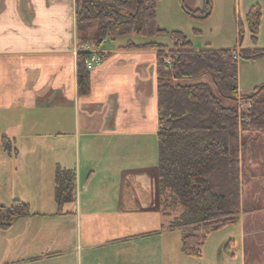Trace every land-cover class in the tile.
Wrapping results in <instances>:
<instances>
[{
	"label": "crops",
	"instance_id": "1",
	"mask_svg": "<svg viewBox=\"0 0 264 264\" xmlns=\"http://www.w3.org/2000/svg\"><path fill=\"white\" fill-rule=\"evenodd\" d=\"M237 3L244 41L233 50H264L261 30L254 43L246 29L254 6L264 21V0ZM130 43L149 44L105 39L98 46L100 64L90 72L89 93L80 95L75 0H0V138L9 142L7 150L0 144V191L34 214L15 219L21 225L12 244L17 263L54 264L68 253L57 223L78 227L87 248L124 243L145 258L151 247L164 251L173 230L182 240L180 229L165 231L160 204L158 49ZM254 139L243 138L247 151ZM65 170L75 173V193L59 209L56 173ZM258 221L241 215L238 231L226 233L225 243H232L206 264H264L260 233L246 227ZM99 222L111 233L96 240Z\"/></svg>",
	"mask_w": 264,
	"mask_h": 264
},
{
	"label": "trees",
	"instance_id": "2",
	"mask_svg": "<svg viewBox=\"0 0 264 264\" xmlns=\"http://www.w3.org/2000/svg\"><path fill=\"white\" fill-rule=\"evenodd\" d=\"M158 0H75L78 94L90 91L88 56L84 45L99 46L105 39L138 36L155 37L165 33L158 28ZM189 17L205 20L209 3L192 10L180 0ZM256 21L250 27L252 40L259 29L260 10L250 15ZM174 47L149 43L128 47L158 49L157 140L160 204L165 215L172 216L168 229H181L182 252L193 258L202 254V246L211 233L238 223L241 212V155L245 136H264V84L248 95H240L238 59L264 58V50L195 49L179 31L171 32ZM242 40V38H240ZM168 51L171 62H165ZM210 76L214 87L201 79ZM249 105L242 109L239 101ZM255 139L253 140V142ZM251 142V143H253ZM0 144L7 150L5 136ZM251 148V145H250ZM75 173L57 171L55 197L59 209L74 199ZM34 215L24 202L13 200L0 205V229L7 230L15 219ZM232 243L229 240L225 247Z\"/></svg>",
	"mask_w": 264,
	"mask_h": 264
},
{
	"label": "rangeland",
	"instance_id": "3",
	"mask_svg": "<svg viewBox=\"0 0 264 264\" xmlns=\"http://www.w3.org/2000/svg\"><path fill=\"white\" fill-rule=\"evenodd\" d=\"M186 6L189 9H204L206 3H209L210 16L205 20L196 21L189 17L185 12L180 0H158L156 4V16L158 28L165 30V33L155 37L123 36L108 38L109 41H121L135 43H157L166 47H174L176 43L171 32H182L192 43L193 48L201 49L211 47L213 49H233L244 41L243 28L239 24L238 3L237 0H186ZM247 32L253 35L250 27L256 21L255 14L247 16ZM260 36L257 39L260 44H264V21L261 24L259 20ZM258 35V34H257ZM242 38V40L240 39ZM252 40V39H251ZM248 38V42H249ZM253 41V40H252ZM257 43V41H253ZM252 42V43H253ZM243 45V44H242ZM214 87L211 77L205 76L201 79ZM264 84V58L257 60L238 59V85L244 93H250L253 87ZM251 136H245L250 138ZM253 142V141H251ZM250 144V141H248ZM245 144V148H246ZM240 182H241V212L240 216L260 217V222H251L250 225L260 234L259 254L264 253V136L258 135L255 141L251 143V148L245 149L241 156L240 163ZM13 197L9 192L0 191V205L9 207L12 204ZM173 220L172 216L164 217V227L167 231L168 224ZM15 222V220H14ZM12 223L7 230L0 229V264H19L15 261L13 253L16 251L13 244V236L21 228L20 224ZM237 224V223H236ZM236 224L224 227L214 233L205 241L202 246V254L199 258H193L182 252L181 232L173 230L167 233L165 237V249L155 247L148 250V256L145 258V252L140 248L122 243L113 245L105 243L98 248H87L83 244L85 238L81 237L80 230L74 224L59 225L57 229L62 228L64 233L63 249L68 253L64 254L54 264H206L217 254V250L226 244L229 236L226 233L238 231ZM108 223L99 222L94 224V237L101 240L108 236L111 231L107 227ZM55 230V231H56ZM171 230V229H169ZM181 230V229H180ZM171 232V231H169ZM169 234V235H168ZM237 234V233H236ZM82 239V240H81ZM17 252V251H16ZM165 258V261L161 259ZM145 258V259H144ZM146 260V261H144ZM149 260V261H148ZM143 262V263H142ZM27 264V263H21Z\"/></svg>",
	"mask_w": 264,
	"mask_h": 264
},
{
	"label": "built area",
	"instance_id": "4",
	"mask_svg": "<svg viewBox=\"0 0 264 264\" xmlns=\"http://www.w3.org/2000/svg\"><path fill=\"white\" fill-rule=\"evenodd\" d=\"M102 44V43H101ZM84 50L87 51L88 56L85 60L86 69L91 72L96 69V67L100 64V55L98 52V46L86 44L84 45ZM166 58L165 62L169 64L171 62V57L168 51H165ZM249 103L245 102L244 100L239 101V107L245 109Z\"/></svg>",
	"mask_w": 264,
	"mask_h": 264
}]
</instances>
